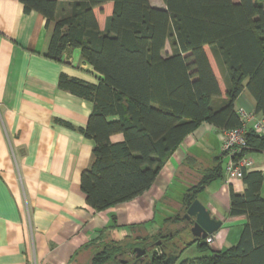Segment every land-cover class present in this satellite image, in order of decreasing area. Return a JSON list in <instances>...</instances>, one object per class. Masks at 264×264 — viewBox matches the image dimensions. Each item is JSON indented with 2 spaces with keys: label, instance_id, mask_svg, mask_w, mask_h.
<instances>
[{
  "label": "trees",
  "instance_id": "trees-1",
  "mask_svg": "<svg viewBox=\"0 0 264 264\" xmlns=\"http://www.w3.org/2000/svg\"><path fill=\"white\" fill-rule=\"evenodd\" d=\"M18 1L26 13L45 17L52 31L50 59L61 61L68 49L79 48L103 76L97 84L66 74L59 79L60 89L93 103L88 124L80 130L95 144L81 189L96 211L150 190L167 160L203 123L217 129L239 127L236 102L244 91L264 117V0H163L166 9L153 7L149 0ZM109 2L113 14L101 31L95 9ZM167 43L171 54H164ZM206 46L225 75V97ZM116 134L124 140L113 142ZM246 139L247 153L264 152V136L250 130ZM222 178L221 163L205 171L185 194L180 212L168 221H186L184 215L198 194ZM243 182L247 189L242 194L230 188V216L246 217L232 247L216 251L193 236L177 245L173 240L183 231L161 230L133 242L107 243L91 264H118L135 248L158 241L162 256L153 264L168 257L167 264H176L195 244L211 255L178 264H264V175L245 169Z\"/></svg>",
  "mask_w": 264,
  "mask_h": 264
},
{
  "label": "crops",
  "instance_id": "crops-1",
  "mask_svg": "<svg viewBox=\"0 0 264 264\" xmlns=\"http://www.w3.org/2000/svg\"><path fill=\"white\" fill-rule=\"evenodd\" d=\"M113 8L109 2L95 9L101 31ZM104 10L106 16H99ZM51 35L43 15L26 13L18 0H0V264H91L107 243L170 230L176 221L168 219L180 212L187 191L219 163L224 178L197 199L224 221L213 250L235 245L246 217L230 216L234 186L224 184L228 158L219 129L208 123L184 140L143 195L106 211L88 205L81 176L91 166L95 144L80 130L93 103L60 89L59 79L66 74L97 84L103 76L79 48L68 49L61 61L50 59ZM169 48L167 43L165 54H171ZM211 65L225 97L227 85ZM241 106L256 112L247 91L236 102ZM247 158V170L264 175V152H249ZM234 188L242 194L247 186L242 181ZM191 236L184 232L173 241L180 245Z\"/></svg>",
  "mask_w": 264,
  "mask_h": 264
},
{
  "label": "built area",
  "instance_id": "built-area-1",
  "mask_svg": "<svg viewBox=\"0 0 264 264\" xmlns=\"http://www.w3.org/2000/svg\"><path fill=\"white\" fill-rule=\"evenodd\" d=\"M240 119V126L234 129H219L223 142V153L228 158L225 165L224 184L236 186L237 182H242L244 171L249 166L247 158L248 142L246 134L252 130L257 135L264 136V117L256 112L248 111L245 107L236 109ZM217 240V233L209 235L204 241L212 246Z\"/></svg>",
  "mask_w": 264,
  "mask_h": 264
},
{
  "label": "water",
  "instance_id": "water-1",
  "mask_svg": "<svg viewBox=\"0 0 264 264\" xmlns=\"http://www.w3.org/2000/svg\"><path fill=\"white\" fill-rule=\"evenodd\" d=\"M184 216L187 221L192 223L190 228L192 236L199 240H204L209 235L219 232L224 224V221L213 215L212 211L199 199L192 202ZM160 250V241L148 248L137 247L134 254L130 255L129 258H120L118 264H153ZM169 260L170 257L163 264H167Z\"/></svg>",
  "mask_w": 264,
  "mask_h": 264
},
{
  "label": "rangeland",
  "instance_id": "rangeland-1",
  "mask_svg": "<svg viewBox=\"0 0 264 264\" xmlns=\"http://www.w3.org/2000/svg\"><path fill=\"white\" fill-rule=\"evenodd\" d=\"M150 1V4L153 6V7H156V8H159V9H166V5H165V3L163 2V0H149ZM238 0H234V2H237ZM97 13L99 14V16H106V12H105V10H104V12L102 13V14H100L98 11H97ZM167 46V45H166ZM169 49H171V47L169 48ZM205 50H206V53H207V55H208V57H209V59H210V62L213 64V67L215 68V71H216V73L218 74V76L219 77H221V81L222 82H225L226 83V81H225V75H224V73H223V70H222V68L220 67V65H219V63H218V61H217V59L214 57V54H213V52H212V50L210 49V47H206L205 48ZM165 51H166V49H165ZM164 54H165V52H164ZM222 72V73H221ZM222 74V75H221ZM236 108H240V107H236ZM249 165H250V163H249ZM215 183H213L212 184V188H213V186H216V185H214ZM180 188H182V187H180ZM234 188V187H233ZM235 189V188H234ZM235 191V190H234ZM200 195V194H199ZM263 196H264V188H263ZM203 201H205L206 202V198H205V195H203ZM190 226H191V224H190V222L189 221H176L173 225H171V226H169V227H171V228H169L170 230H172V231H174L175 232V234H177V232H179V231H183V233L184 232H188L189 230H190ZM136 236H139L140 235V233H136L135 234ZM240 236V235H239ZM133 240H135L134 239V237L133 238H131L130 240H129V242H133ZM216 241H218V238H217V240ZM124 243V242H123ZM125 243H127L126 241H125ZM130 244V243H129ZM211 248L212 249H215V246L214 245H212L211 246ZM211 249V250H212ZM132 255V254H131ZM211 255V252L210 251H207V252H205L204 254H202L200 251H199V249H198V247H197V244H195V245H192L191 247H190V249L189 250H187L182 256H181V258H180V260H179V263L180 262H182V261H185V260H189V259H195V258H199V257H203V256H210ZM109 264H112V263H109Z\"/></svg>",
  "mask_w": 264,
  "mask_h": 264
},
{
  "label": "flooded vegetation",
  "instance_id": "flooded-vegetation-1",
  "mask_svg": "<svg viewBox=\"0 0 264 264\" xmlns=\"http://www.w3.org/2000/svg\"><path fill=\"white\" fill-rule=\"evenodd\" d=\"M191 226H192V223H191ZM190 228H191V227H190ZM159 257H161V254L158 253L157 258H159Z\"/></svg>",
  "mask_w": 264,
  "mask_h": 264
},
{
  "label": "clouds",
  "instance_id": "clouds-1",
  "mask_svg": "<svg viewBox=\"0 0 264 264\" xmlns=\"http://www.w3.org/2000/svg\"><path fill=\"white\" fill-rule=\"evenodd\" d=\"M257 113V112H256ZM258 114V113H257ZM263 117V116H262ZM216 233H218V232H216ZM205 240V239H204ZM161 253V250L159 251V254ZM162 254V253H161Z\"/></svg>",
  "mask_w": 264,
  "mask_h": 264
}]
</instances>
